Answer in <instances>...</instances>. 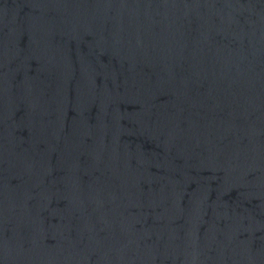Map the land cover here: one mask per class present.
<instances>
[{
  "label": "water",
  "instance_id": "1",
  "mask_svg": "<svg viewBox=\"0 0 264 264\" xmlns=\"http://www.w3.org/2000/svg\"><path fill=\"white\" fill-rule=\"evenodd\" d=\"M0 264H264V0H0Z\"/></svg>",
  "mask_w": 264,
  "mask_h": 264
}]
</instances>
